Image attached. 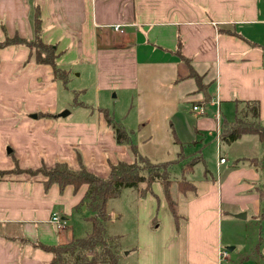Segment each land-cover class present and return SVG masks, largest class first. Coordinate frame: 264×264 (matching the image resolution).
Returning a JSON list of instances; mask_svg holds the SVG:
<instances>
[{
  "label": "crops",
  "instance_id": "crops-1",
  "mask_svg": "<svg viewBox=\"0 0 264 264\" xmlns=\"http://www.w3.org/2000/svg\"><path fill=\"white\" fill-rule=\"evenodd\" d=\"M37 12L42 39L55 46L57 66L69 77H95L96 92L131 93L132 103L134 94L143 93L141 78L149 77L147 84L160 96L174 90L179 102L192 104L176 132L185 155L201 152L206 162L189 180L196 190L174 197L178 227L160 183L145 198L136 190L135 242L130 251L120 244V264H264V202L258 192L264 170L249 163L264 158L263 143L257 135L231 145L220 139L223 120L235 121L239 102H259L264 125V0H0V42L34 40ZM186 60L208 85L211 102L189 77ZM59 95L53 68L38 64L28 46L0 48V172L50 169L58 162L79 170L82 161L107 178L111 165L135 161L101 112L73 120L54 115ZM196 105L206 114L195 112ZM210 141L216 159L206 157ZM87 191V185L47 189L44 177L27 173L0 176V264H51L52 255L35 244H66L90 234L82 206ZM114 212L108 203V224ZM243 213L245 219L236 217ZM55 214L67 222L65 230L51 222ZM225 244L232 255L222 258Z\"/></svg>",
  "mask_w": 264,
  "mask_h": 264
},
{
  "label": "trees",
  "instance_id": "trees-1",
  "mask_svg": "<svg viewBox=\"0 0 264 264\" xmlns=\"http://www.w3.org/2000/svg\"><path fill=\"white\" fill-rule=\"evenodd\" d=\"M9 45H26L31 49V57L41 65H49L54 70L56 80H61L66 85L69 78L68 72L57 66L59 54L55 46L44 43L42 39V21L37 12L35 19V39L29 41L19 37L7 38L0 42L1 47ZM189 66V77L193 78L198 86V92L205 95V102H211L208 94V85L205 84L202 76L197 74L191 62L186 60ZM244 103L245 107L239 110V105ZM236 119L233 122L223 120L221 125L220 139L223 143L231 145L240 140L244 135H257L264 146V125L259 122L261 110L257 101L237 103ZM107 119L109 127L115 133L119 144L126 143L129 146L135 161L131 164L120 162L111 165L110 174L107 178H101L90 172L83 162L79 170L71 169L66 163L58 162L54 167L41 168L35 171L0 172L4 177L11 173H27L31 177H44L45 187L48 189L52 185H58L61 190L68 186H73L79 190L83 185L88 186V191L82 204L86 208L89 216L87 221L92 225L90 234L83 238H74L66 244L44 245L35 244L38 248L52 255L51 264H120L119 253L121 250L120 237L108 236L107 225L111 218L108 213V203L111 199L118 198L124 189L135 188L140 198H145L153 193V185L160 183L168 200L172 215L177 224H180L181 216L177 200L173 196L174 181L170 169L177 165H182V179L177 181L179 192L195 191V185L187 180V176L194 172L195 168L206 162L201 152L192 157L185 155L184 145L176 138L175 142L181 145L182 150L177 159L163 163H153L147 156L142 155L138 146L133 142L130 134L123 126L115 123L114 118L106 110H101ZM249 163L264 170V158L249 160ZM207 173V169L205 170ZM261 200L264 202V186L258 189ZM264 216V215H263Z\"/></svg>",
  "mask_w": 264,
  "mask_h": 264
},
{
  "label": "rangeland",
  "instance_id": "rangeland-1",
  "mask_svg": "<svg viewBox=\"0 0 264 264\" xmlns=\"http://www.w3.org/2000/svg\"><path fill=\"white\" fill-rule=\"evenodd\" d=\"M147 79L149 77L143 76L141 78V92L143 93H139L140 95L134 94L135 101L132 103L130 102L132 99L131 93H98L96 92L95 77L93 79H79L76 75L70 74L66 85L60 80L59 104L54 115L60 117L64 112H68V115L63 118L68 117V120H73L85 117L89 113H92L94 117H98L101 113L104 115L102 109L106 110L114 118L115 123L123 126L130 134L133 141L137 143L139 152L144 156L147 155L153 163L173 161L178 157L177 152H180L179 146L175 144V140L178 138L176 129H180L184 119L191 115L192 104L179 102L174 90H167L164 94L160 92L162 95L160 96L156 87L147 84ZM144 94L148 97V100L142 102ZM114 95H116V98H112ZM157 97L163 98L166 103H163V100ZM210 142L206 146L209 147L205 152L206 157L207 159H216L218 157L216 146ZM193 149L195 147L192 149L187 148L186 154L191 155L194 152ZM182 167L180 164L170 169L174 181L173 196L176 198L179 196L177 181L183 177ZM202 167L203 165H198L187 180H195ZM127 190V193L121 199H111L109 201L111 210L115 212L113 223L108 224L107 235L120 236V239L122 238L120 241L122 248L124 246L130 251L129 247L135 242L132 230L135 206L131 198L136 189L129 188ZM118 214H122V218L119 220L116 219ZM242 234H244V231L239 235ZM229 248L230 246L225 244L222 249L229 252ZM133 258L135 257L131 256L127 262L131 263ZM125 263L126 261L123 260V264Z\"/></svg>",
  "mask_w": 264,
  "mask_h": 264
},
{
  "label": "built area",
  "instance_id": "built-area-1",
  "mask_svg": "<svg viewBox=\"0 0 264 264\" xmlns=\"http://www.w3.org/2000/svg\"><path fill=\"white\" fill-rule=\"evenodd\" d=\"M114 29L117 30V31L123 32V29H122L121 25L114 26ZM193 110L195 112H198L201 115H205L206 114V109L203 106L196 105V106L193 107ZM225 162H226L225 158H221L220 159V163L221 164H224ZM51 222L57 227V229L59 231H63V230H65L67 228V222L65 220H63L61 218V216H59L58 214H55L53 216ZM227 255H228L227 251H224V252L221 253L222 258H226Z\"/></svg>",
  "mask_w": 264,
  "mask_h": 264
},
{
  "label": "water",
  "instance_id": "water-1",
  "mask_svg": "<svg viewBox=\"0 0 264 264\" xmlns=\"http://www.w3.org/2000/svg\"><path fill=\"white\" fill-rule=\"evenodd\" d=\"M68 115V112H64L63 114L60 115V117H65ZM237 218H242V219H245L246 218V214H239L236 216Z\"/></svg>",
  "mask_w": 264,
  "mask_h": 264
}]
</instances>
